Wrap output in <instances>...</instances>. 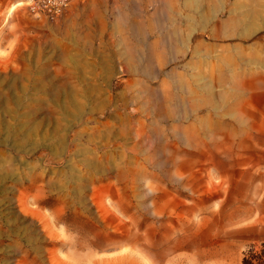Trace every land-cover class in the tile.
Masks as SVG:
<instances>
[{"label": "rangeland", "instance_id": "374dc122", "mask_svg": "<svg viewBox=\"0 0 264 264\" xmlns=\"http://www.w3.org/2000/svg\"><path fill=\"white\" fill-rule=\"evenodd\" d=\"M0 0V264H241L264 243V0Z\"/></svg>", "mask_w": 264, "mask_h": 264}, {"label": "trees", "instance_id": "16d2710c", "mask_svg": "<svg viewBox=\"0 0 264 264\" xmlns=\"http://www.w3.org/2000/svg\"><path fill=\"white\" fill-rule=\"evenodd\" d=\"M241 264H264V243L250 246L241 259Z\"/></svg>", "mask_w": 264, "mask_h": 264}, {"label": "built area", "instance_id": "2783aa9c", "mask_svg": "<svg viewBox=\"0 0 264 264\" xmlns=\"http://www.w3.org/2000/svg\"><path fill=\"white\" fill-rule=\"evenodd\" d=\"M32 1H34V0H32ZM45 1L49 2L48 5L44 4L45 7L48 8L49 11L58 12V11H60V8L62 7V5L66 4L65 2L67 0H42V3H45Z\"/></svg>", "mask_w": 264, "mask_h": 264}]
</instances>
